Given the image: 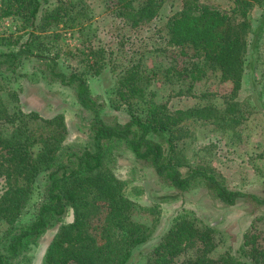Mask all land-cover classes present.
I'll list each match as a JSON object with an SVG mask.
<instances>
[{"label": "rangeland", "instance_id": "1", "mask_svg": "<svg viewBox=\"0 0 264 264\" xmlns=\"http://www.w3.org/2000/svg\"><path fill=\"white\" fill-rule=\"evenodd\" d=\"M45 12L65 3L69 11L62 23L47 31H35L31 50L54 59L58 70L75 73L87 82L90 97L97 104L106 124L121 126L131 115L143 118L146 102L163 105L170 112L193 107H212L220 121L191 118L180 122L182 139L175 141V162L183 174L194 167H205L230 189L264 197V28L260 29L253 48L248 49V70L243 73L240 90L232 93V84L224 82L214 67L188 48L168 41V20L180 12L185 0H158L155 17L135 25L121 14L117 0H40ZM200 6L231 13L235 0H197ZM137 5L138 0L133 2ZM264 3L254 6L248 16L252 30L260 26ZM28 29L16 16L0 20V54L16 51L28 38ZM249 36V42L253 40ZM48 59L22 61L14 70L4 66L0 75L1 97L10 112L36 114L41 119L61 116L67 134L63 146L77 152L96 149L92 140L93 119L81 108L72 86H62L46 71ZM193 66L202 73L191 75ZM138 67L146 72L136 89H120L125 70ZM250 69V70H249ZM195 77V78H194ZM235 107L240 114L234 124L228 122L225 109ZM34 121L32 124H36ZM10 131V128L7 129ZM166 133L150 134V140L164 144ZM112 170L125 183V196L134 203L131 218L147 229V243L138 248L135 264H146L161 236L179 217L193 220L198 226H210L217 243L209 254L218 258L225 253L238 256L245 235L256 236L264 248V205L238 200L226 206L201 185L181 193L159 179L148 162L136 159L122 144L115 147ZM47 174L36 178L26 208L17 224H29L39 206L45 202ZM3 182L0 180V195ZM72 221L69 211L63 219ZM5 224H0V252L5 245ZM59 228L51 222L28 252L30 264H42L46 249Z\"/></svg>", "mask_w": 264, "mask_h": 264}, {"label": "trees", "instance_id": "2", "mask_svg": "<svg viewBox=\"0 0 264 264\" xmlns=\"http://www.w3.org/2000/svg\"><path fill=\"white\" fill-rule=\"evenodd\" d=\"M133 2L117 0V7L122 15L129 13L127 16L135 25L155 17L158 0H138L137 5ZM235 3L237 7L229 14L200 6L197 0H185L182 10L168 20L166 27L168 41L192 50L194 56L200 55L206 64L219 71L222 81L232 84L233 94L240 90L243 73L248 70V49L254 47L259 30L264 28V8L257 30H252L248 16L251 8L261 6L264 0H235ZM40 10V0H0V20L16 16L29 33L16 51L0 54V69L6 66L14 70L25 60L48 59L51 64L45 69L49 76L62 86H72L79 106L91 113L96 149L77 152L63 146L67 130L60 115L41 119L36 114L10 112L0 94V180L3 182L0 224L7 227L0 264H30L27 251L51 222L59 223V228L42 264H135V254L147 243L149 235L143 225L131 218L134 203L125 196V183L112 170L113 153L119 144L136 159L148 162L159 179L181 193L198 184L226 206H233L238 200L264 205V197L230 189L205 167H194L183 174L175 162L174 143L184 135L180 122L196 118L227 126L220 123L227 117L219 116L214 108L200 106L170 112L150 101L146 102L143 118L131 115L124 125L106 124L83 77L61 72L54 59L35 55L31 50L36 30L47 31L62 23L70 12L61 3L45 12L38 26ZM249 36L254 37L251 42ZM198 73L202 70L193 66L190 76ZM147 76L138 67H131L120 78V89L135 90L140 78ZM225 113L228 122L234 124L240 117L235 107L226 108ZM34 121L37 123L32 124ZM159 131L167 134L164 144L149 138ZM41 172L47 174L48 180L45 202L29 224L19 226V216ZM69 211L72 221L65 224L62 221ZM213 231L210 226H198L181 216L161 236L152 251V259L146 264H264V248L257 244L253 234L245 235L238 256L225 253L211 258L209 254L217 245Z\"/></svg>", "mask_w": 264, "mask_h": 264}]
</instances>
